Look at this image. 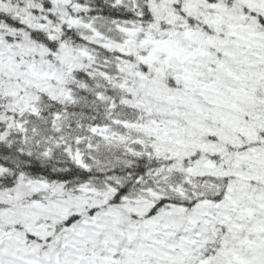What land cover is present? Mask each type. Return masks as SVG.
<instances>
[{"label":"snow or ice","instance_id":"snow-or-ice-1","mask_svg":"<svg viewBox=\"0 0 264 264\" xmlns=\"http://www.w3.org/2000/svg\"><path fill=\"white\" fill-rule=\"evenodd\" d=\"M0 264H264V0H0Z\"/></svg>","mask_w":264,"mask_h":264}]
</instances>
